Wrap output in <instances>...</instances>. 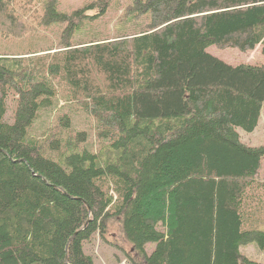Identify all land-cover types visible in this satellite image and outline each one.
Instances as JSON below:
<instances>
[{"label": "trees", "instance_id": "1", "mask_svg": "<svg viewBox=\"0 0 264 264\" xmlns=\"http://www.w3.org/2000/svg\"><path fill=\"white\" fill-rule=\"evenodd\" d=\"M58 1L0 0L2 36L64 25L54 53H0V264H94L83 248L111 220L131 264H264L240 248L264 254L246 203L264 145L239 134L259 124L264 64L206 52L261 46L264 56V0H132L124 14L146 27L85 42L73 39L88 13L111 0L71 13ZM60 100L91 133L72 111L31 134Z\"/></svg>", "mask_w": 264, "mask_h": 264}, {"label": "rangeland", "instance_id": "2", "mask_svg": "<svg viewBox=\"0 0 264 264\" xmlns=\"http://www.w3.org/2000/svg\"><path fill=\"white\" fill-rule=\"evenodd\" d=\"M94 0H59L57 9L60 12L71 13L81 7L88 6ZM132 0H111L106 11L101 13V10H92L89 15H97L94 19L85 22L80 32H78L73 41H89L91 39H113L115 36L122 33H131L141 30L147 23L143 18H132L131 15L124 14ZM64 25L53 24L51 26L42 27L38 32H31L22 38L13 37L10 35L2 36L0 33V53L21 54L44 50L41 54L54 53L60 49L61 33ZM53 49V50H49ZM261 46L255 47L252 51L241 52L237 49L226 48L219 49L215 46L209 47L206 52L214 57L222 60L231 66L240 64L259 66L264 64V56L261 54ZM7 113L6 122H13L12 116L15 109L16 97L9 93L7 96ZM77 116L76 123L80 124L77 128L86 126V129L91 133L92 121L87 119L81 111H76L72 106L60 100L54 108L40 112V117L32 125L31 134L33 136H41L42 133L53 127L58 114L67 112ZM73 116V115H72ZM73 119V123H74ZM243 144L252 147L264 145V109L261 112V118L256 129L252 133L239 131ZM94 147H96L94 142ZM257 182L249 192L248 201L251 203L252 211L255 212L256 221L259 222L261 228L264 227V160L258 171L256 178ZM256 221H254L256 223ZM91 242L85 244L84 252L91 255L94 264H131L127 258L129 246L122 240L119 232L118 224L111 220L108 223L105 239H101L99 235H95ZM255 243H251L240 247L241 252L253 261L264 263V254L256 247ZM154 244H147V254L154 249Z\"/></svg>", "mask_w": 264, "mask_h": 264}]
</instances>
